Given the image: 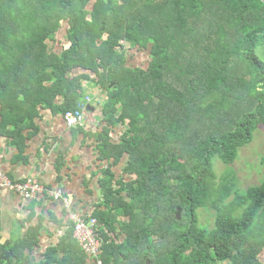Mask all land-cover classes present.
<instances>
[{
    "label": "trees",
    "instance_id": "trees-1",
    "mask_svg": "<svg viewBox=\"0 0 264 264\" xmlns=\"http://www.w3.org/2000/svg\"><path fill=\"white\" fill-rule=\"evenodd\" d=\"M260 46L264 0H0V130L17 138L42 110L66 116L95 83L108 167L91 217L105 264H264V184L235 195L210 230L199 216L213 158L233 164L264 126ZM136 49L150 51L148 67L132 64ZM123 162L129 181L112 170ZM1 232L0 221L9 264L95 263L73 224L42 263L25 254L39 226L5 244Z\"/></svg>",
    "mask_w": 264,
    "mask_h": 264
},
{
    "label": "crops",
    "instance_id": "crops-1",
    "mask_svg": "<svg viewBox=\"0 0 264 264\" xmlns=\"http://www.w3.org/2000/svg\"><path fill=\"white\" fill-rule=\"evenodd\" d=\"M64 32L66 37L62 32L57 36L55 49L69 44L67 31ZM84 85L91 100L87 104L83 127L70 128L64 115L42 110L35 120L36 129H26L17 138H10L0 130V169L16 182L31 178L47 188L44 195L34 200H25L9 190L0 195L1 242L19 241L30 228L39 226L38 244L25 252L35 262L45 261L46 251L59 246L73 224L64 202L53 199L54 192H64L71 200L73 210L86 218L104 203L102 182L108 162L101 159L99 146L106 92L88 80ZM112 167L118 180H131L125 174L127 162ZM12 255L0 259V264H9ZM262 259L264 261V252Z\"/></svg>",
    "mask_w": 264,
    "mask_h": 264
},
{
    "label": "rangeland",
    "instance_id": "rangeland-1",
    "mask_svg": "<svg viewBox=\"0 0 264 264\" xmlns=\"http://www.w3.org/2000/svg\"><path fill=\"white\" fill-rule=\"evenodd\" d=\"M62 34L66 37V32ZM125 44L127 49L136 48L126 42ZM131 53L133 65L148 67L150 51L136 49L130 51L129 56ZM258 53L264 59V46H260ZM212 162L217 179L211 186L206 205L199 210L200 225L205 230L214 228L216 215L225 210L235 195L264 184V126L258 129L253 142L239 149L233 164H225L219 156L214 157Z\"/></svg>",
    "mask_w": 264,
    "mask_h": 264
},
{
    "label": "built area",
    "instance_id": "built-area-1",
    "mask_svg": "<svg viewBox=\"0 0 264 264\" xmlns=\"http://www.w3.org/2000/svg\"><path fill=\"white\" fill-rule=\"evenodd\" d=\"M91 100L88 96L86 101L79 104L78 109L66 114L65 119L70 128H79L85 125V113L87 104ZM9 190L16 193L25 200H34L47 192V188L34 179H27L22 182L12 180L4 170L0 169V195ZM54 200L64 202L70 212L73 223L74 236L78 240L83 251L94 259L95 264H105L101 256L102 241L99 237L97 226L98 220L95 217L86 218L73 210V204L64 192L56 191L52 194Z\"/></svg>",
    "mask_w": 264,
    "mask_h": 264
},
{
    "label": "water",
    "instance_id": "water-1",
    "mask_svg": "<svg viewBox=\"0 0 264 264\" xmlns=\"http://www.w3.org/2000/svg\"><path fill=\"white\" fill-rule=\"evenodd\" d=\"M157 101H160V99L157 98ZM179 216L180 218L182 217V211L179 212ZM10 255H12V251H9V250L4 251L3 253L0 254V259H3V258L8 259ZM149 263L150 261H148V264Z\"/></svg>",
    "mask_w": 264,
    "mask_h": 264
}]
</instances>
